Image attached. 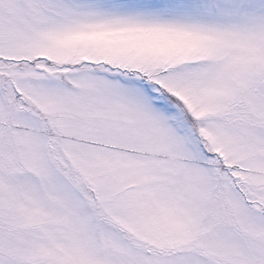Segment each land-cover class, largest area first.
Returning a JSON list of instances; mask_svg holds the SVG:
<instances>
[{"label": "snow or ice", "instance_id": "1", "mask_svg": "<svg viewBox=\"0 0 264 264\" xmlns=\"http://www.w3.org/2000/svg\"><path fill=\"white\" fill-rule=\"evenodd\" d=\"M0 264H264V0H0Z\"/></svg>", "mask_w": 264, "mask_h": 264}]
</instances>
